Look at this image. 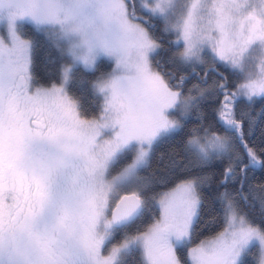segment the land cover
Masks as SVG:
<instances>
[{"label": "snow or ice", "instance_id": "6c2138e0", "mask_svg": "<svg viewBox=\"0 0 264 264\" xmlns=\"http://www.w3.org/2000/svg\"><path fill=\"white\" fill-rule=\"evenodd\" d=\"M26 24L59 53L54 79L35 74ZM101 60L85 107L75 69ZM257 98L264 0H0V264H243L254 246L264 264L246 211L264 216V184L248 181L264 168L248 142ZM217 160L235 192L215 197L223 230L190 246Z\"/></svg>", "mask_w": 264, "mask_h": 264}, {"label": "trees", "instance_id": "16d2710c", "mask_svg": "<svg viewBox=\"0 0 264 264\" xmlns=\"http://www.w3.org/2000/svg\"><path fill=\"white\" fill-rule=\"evenodd\" d=\"M24 31L27 36H30L35 41V50H34V71L37 77H39L42 81L47 80L48 76L46 73H51L53 79L56 76L57 70L61 64V60L59 57V53L57 50L50 45L48 40L45 38V35L42 32L35 31L31 25L26 24L24 26ZM159 35V33H157ZM165 46L167 47V41L169 39L173 40L174 36L165 37ZM166 55V54H165ZM52 61V62H48ZM206 66L204 68H196V73L203 75V70L205 68L210 67ZM216 72L222 74L225 77H228L231 82L236 81V76L233 75L230 70L222 65L218 64L215 66ZM109 70V64L107 61H98V70L95 73L88 72L83 70L81 66H77L75 69V77L76 82L72 85V91L76 95L83 96V102L85 107L89 106V102L92 99L91 88L88 81L94 79L95 75H99L101 71ZM191 71V69H189ZM83 79L84 83H79V80ZM217 79L215 74L210 75L209 83L212 80ZM198 82L197 76H191L187 83L185 90L187 88H191L194 84ZM241 108L245 107L244 104L240 105ZM264 108V101H261L257 98L256 102L252 105L250 111L252 112L253 118L255 119V127L253 129V134L249 138V143L256 147L259 151L260 149H264V141L261 138V129L264 128V113L261 112V109ZM209 109H206V111ZM196 126L195 116L193 115L192 119L189 120L184 128V132H182L179 136H177L174 140H170L160 146L158 148L156 155L153 157L152 168L156 167L157 157L160 155V152L165 150L169 146H175V144L184 136L189 129ZM220 131L219 129H214ZM245 130L247 131V125H245ZM226 161H212L209 166L205 169V173L214 174V179L211 181L210 186H206L202 188V192L204 195V203L200 211V219L196 225V229L193 233L194 243H198L199 240L204 239L208 236L215 235L223 229V208L220 201H218L215 197L218 193L221 192H235L234 186L229 183L227 188L224 186H218L220 181V173L223 171L226 166ZM152 169H149L151 171ZM248 181L252 185L264 184V168L257 166L252 171L248 173ZM247 188V185L245 186ZM158 191L161 189H157ZM246 211L249 212L250 219L258 225H264V216H261L258 209L251 208V205L246 206ZM186 255V250H185ZM259 261V252L257 246L252 247L249 252L243 257V264H258Z\"/></svg>", "mask_w": 264, "mask_h": 264}, {"label": "rangeland", "instance_id": "374dc122", "mask_svg": "<svg viewBox=\"0 0 264 264\" xmlns=\"http://www.w3.org/2000/svg\"><path fill=\"white\" fill-rule=\"evenodd\" d=\"M174 39H175V37H174ZM173 39V40H174ZM207 59V58H206ZM210 65V61H209V63H206L205 65H203V67H201V66H197L196 68H204V67H206V66H209ZM223 230V229H222ZM221 230V231H222ZM195 244H193V245H190V246H194ZM257 248H258V246H257ZM258 264H259V261H258Z\"/></svg>", "mask_w": 264, "mask_h": 264}]
</instances>
